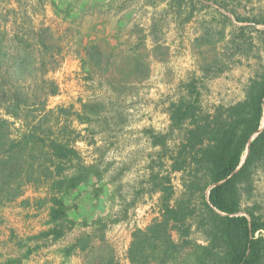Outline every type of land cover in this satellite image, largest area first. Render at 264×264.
I'll list each match as a JSON object with an SVG mask.
<instances>
[{"label": "rangeland", "instance_id": "obj_1", "mask_svg": "<svg viewBox=\"0 0 264 264\" xmlns=\"http://www.w3.org/2000/svg\"><path fill=\"white\" fill-rule=\"evenodd\" d=\"M205 4L207 8L195 10L189 21L181 23L185 14L176 18L168 0H0V32L10 38L15 32L28 38L33 44L29 61L35 63L18 81L9 78L5 66L2 69L0 82L18 87L32 105L18 118L6 116L0 106V116L9 119L11 137H18L45 115L42 126L50 127L54 136L70 134L60 130L63 125L73 131L72 144L83 164L91 168L62 196L66 217L72 222L62 238L68 243L29 239L48 227V197L53 194L49 180L27 183L19 198L0 206V264H130L127 251L133 231L146 228L161 215L162 194L152 179L167 183L172 199L183 191L181 172H169L170 161L160 146L152 145L147 131L167 132V107L183 93L182 84L189 77L199 80L200 104L209 110L243 99L248 80L264 72V33L260 31L264 24L237 22L230 13L264 20V0L227 2V9ZM241 25L250 26L244 33L252 43L240 52L229 40ZM41 28H49L50 33L43 45L37 42ZM221 31L224 40L219 39ZM89 45L97 47L99 66L86 56ZM135 56L147 65L144 78L132 68ZM52 83L54 94H50ZM83 102L97 112L90 114L89 122L80 123L75 112L82 113ZM179 135L176 131L167 138L165 154ZM102 137L105 141H99ZM73 172L69 168L64 174ZM252 177V191L242 196V206L255 204V212L264 216V170ZM101 180L108 182L102 206L109 207L107 214L112 217L96 223L77 220L76 214L86 217L89 211L78 213L74 206L78 187ZM21 199H29L32 206H20ZM30 208L36 214H30ZM76 235V239L88 237V248L68 256L64 249ZM172 236L178 240L176 231ZM190 237L204 243L194 226ZM184 257L182 252L176 261L165 264H185Z\"/></svg>", "mask_w": 264, "mask_h": 264}, {"label": "trees", "instance_id": "obj_2", "mask_svg": "<svg viewBox=\"0 0 264 264\" xmlns=\"http://www.w3.org/2000/svg\"><path fill=\"white\" fill-rule=\"evenodd\" d=\"M235 1L238 0H168V4L176 18L185 14L180 21L183 23L190 20L195 10L207 8L205 2L227 9L226 3ZM230 13L237 22L264 24L263 19ZM248 27L237 26L239 33H231L229 42L238 45L240 52L241 47L252 43L244 33ZM0 33V76L5 66L9 78L18 81L35 65L29 61L33 44L17 32L11 38ZM38 34L37 42L43 45L50 35L49 28H41ZM219 39H225L222 31ZM96 53V46L86 47L88 60H94ZM95 60L99 66L100 57ZM132 68L135 74L146 77L147 65L138 56L132 57ZM222 71L219 69V73ZM198 82L196 77H189L182 84L183 93L169 103L166 133L147 131L152 145L160 146L170 161L169 172H181L183 191L172 199L171 187L152 179L154 188L162 194L161 215L146 228L133 231L127 251L130 264H165L176 261L182 252L185 264H264V216L255 212V204L242 206V196H249L252 191L253 173L264 170V126L259 130L264 114V72H257L248 80L243 99L229 105L217 104L209 110L200 104ZM50 86V94H54L56 85ZM28 100L18 87L0 82V106L6 116L18 118L25 110H31ZM81 112H75L80 123L89 122L90 114L97 111L92 110L89 102H83ZM41 120L47 121L46 116H40L29 129L13 138L9 119L0 116V206L19 198L27 183L49 180L53 194L48 197V227L29 239L44 237L53 241L72 225L66 217L63 194L84 179L86 170L91 168L83 164L72 144L73 131L67 125L59 128L69 135L54 136L50 127L43 128ZM176 131L180 134L177 142L165 154L167 138ZM69 168L74 172L64 174ZM164 179L168 182L167 177ZM20 204L32 205L29 199H22ZM192 226L202 234L204 243L190 237ZM173 230L177 241L173 239ZM88 242V237L82 235L66 253L75 247L86 250ZM28 252L30 249L25 256Z\"/></svg>", "mask_w": 264, "mask_h": 264}, {"label": "crops", "instance_id": "obj_3", "mask_svg": "<svg viewBox=\"0 0 264 264\" xmlns=\"http://www.w3.org/2000/svg\"><path fill=\"white\" fill-rule=\"evenodd\" d=\"M105 141V138L102 137L99 141ZM90 148H88L89 150ZM90 152V151H89ZM98 161L101 162V158L99 157ZM86 163V162H85ZM87 164V163H86ZM104 166L106 165L103 164ZM105 169V168H104ZM101 178H102V174H101ZM106 185H108V182L106 180H101L99 182H97L96 184L90 182V183H86L84 185H80L76 191V193L74 194V198L75 199V202H74V206H76L75 208L78 209V213H80V209H85L87 208L89 211H88V216L86 217H80L78 214L75 215V218L77 220H83V219H87L85 220L86 223L87 222H92V223H96L98 219H102V218H110L112 217V214H107L109 213V207L108 208H104L102 205H103V198L105 197L104 196V188H106ZM113 194V193H112ZM30 200L32 197H29ZM22 200V199H21ZM21 200H18L19 204H20V201ZM20 206H22L20 204ZM32 206V205H30ZM17 207V206H16ZM19 207V206H18ZM23 207V206H22ZM29 207V206H28ZM18 210H21L20 207L17 208ZM32 209V208H30ZM30 214H36V211H33L30 210L29 211ZM115 215H113L114 217ZM94 219V220H93ZM96 220V221H95ZM84 223V225L86 224ZM77 225V224H76ZM76 233V231H74ZM87 233V232H86ZM72 234V233H71ZM104 236H105V233H104ZM78 237V235H76V237L73 236V240L69 243V245H66V249H64V251L67 250V248L74 242L76 241V238ZM64 238V235H62L60 238L58 239H62ZM65 239V238H64ZM64 239H62L61 243H68L69 240L67 241H64ZM57 242V240H56ZM60 242V241H59ZM58 242V243H59ZM55 245V244H54ZM86 251V250H85ZM84 252V250H80L78 247H75L71 250L70 255L72 254H78V253H82ZM79 257V255H78Z\"/></svg>", "mask_w": 264, "mask_h": 264}, {"label": "water", "instance_id": "obj_4", "mask_svg": "<svg viewBox=\"0 0 264 264\" xmlns=\"http://www.w3.org/2000/svg\"><path fill=\"white\" fill-rule=\"evenodd\" d=\"M263 126H264V122H262V125L260 126V129H259V130H261ZM256 134H257V133H256ZM256 134H255V135H256ZM255 135H254V136H255ZM247 152H248V149H246V154H247ZM246 154H245V156H246ZM245 156L243 157V161H244ZM243 161H242V162H243ZM242 162H241V163H242Z\"/></svg>", "mask_w": 264, "mask_h": 264}, {"label": "bare ground", "instance_id": "obj_5", "mask_svg": "<svg viewBox=\"0 0 264 264\" xmlns=\"http://www.w3.org/2000/svg\"><path fill=\"white\" fill-rule=\"evenodd\" d=\"M262 122H264V120H262Z\"/></svg>", "mask_w": 264, "mask_h": 264}]
</instances>
